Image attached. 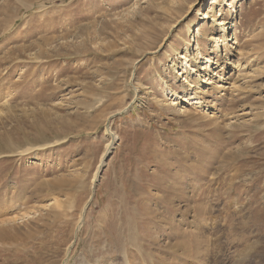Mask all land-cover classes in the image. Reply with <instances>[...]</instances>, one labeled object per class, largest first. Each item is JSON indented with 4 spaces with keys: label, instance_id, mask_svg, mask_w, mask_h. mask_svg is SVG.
I'll return each mask as SVG.
<instances>
[{
    "label": "rangeland",
    "instance_id": "obj_1",
    "mask_svg": "<svg viewBox=\"0 0 264 264\" xmlns=\"http://www.w3.org/2000/svg\"><path fill=\"white\" fill-rule=\"evenodd\" d=\"M210 1L0 0V264H264V0Z\"/></svg>",
    "mask_w": 264,
    "mask_h": 264
},
{
    "label": "bare ground",
    "instance_id": "obj_2",
    "mask_svg": "<svg viewBox=\"0 0 264 264\" xmlns=\"http://www.w3.org/2000/svg\"><path fill=\"white\" fill-rule=\"evenodd\" d=\"M221 0H211L210 1V3H219ZM220 24H222V26H221V29L222 30H226L227 28H226V26H225V24L224 23H220ZM228 30V29H227ZM232 42H231V44H235V45H237L238 43H239V38H238V36H237V30H236V32H235V34H234V36L232 37ZM207 60V59H206ZM208 61H210V60H208ZM233 84V83H232ZM184 110V109H183ZM111 143H109L108 145H107V147H109V145H110ZM106 147V148H107ZM96 172V171H95ZM96 178H97V174L95 173V175H94V179L92 180V182H95L96 181ZM91 188H93V186H91ZM92 193H93V190H92ZM89 198H90V196H89ZM87 204V203H86ZM85 206V205H84ZM56 214V213H55ZM53 217H56L53 221H51L50 223H51V227H47L46 228V231L43 233V234H41L39 237H38V239H40V241L39 242H45V243H47V241L49 240V239H51V242H52V244H53V246L54 245H57L58 244V239L57 238H55L56 236L54 235V236H50V233H49V228L50 229H53V226L55 225V223H54V221L56 220V221H63L62 219H61V213L60 212H58L56 215H54ZM82 217H83V215L82 216H79V218H78V220H77V223H76V225H75V228H74V234H75V237H77V230L80 228V225H81V223H82ZM5 220V221H4ZM15 220V217H7V219H0V222L1 223H7V221H14ZM33 220H35V219H33ZM38 220V218L36 219V221ZM62 223V222H61ZM67 224V223H66ZM13 227V226H12ZM68 227L70 228V226L68 225ZM7 228H11V227H7ZM68 228V229H69ZM57 229H59V228H57ZM67 229V230H68ZM1 230V232H0V239H3V237H5V236H7V233L9 232H7V230H5L4 228H1L0 229ZM44 230V229H43ZM67 230H66V232H65V235H67ZM39 231H41V230H38V231H36L35 230V232H34V234L33 235H35L36 233L38 234L39 233ZM7 232V233H6ZM56 232V231H55ZM12 234V233H11ZM32 235V236H33ZM31 237V236H30ZM33 238L35 239V240H38L37 238H35V236H33ZM16 240V239H15ZM33 240V239H32ZM47 240V241H46ZM23 241H25V240H23ZM74 241H75V238H73V240H71L70 241V243L66 246V248L64 249V252H63V257H62V260L58 263V264H68L69 263V260H70V258H71V246L74 244ZM49 242V241H48ZM50 244V243H49ZM39 245V244H38ZM49 247H51V246H49ZM49 247H47L48 249H49ZM81 264V263H80Z\"/></svg>",
    "mask_w": 264,
    "mask_h": 264
}]
</instances>
